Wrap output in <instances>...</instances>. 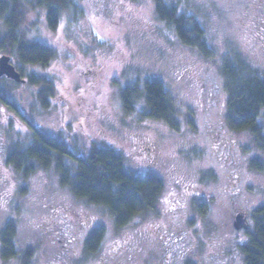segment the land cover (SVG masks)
Masks as SVG:
<instances>
[{
	"label": "rangeland",
	"instance_id": "374dc122",
	"mask_svg": "<svg viewBox=\"0 0 264 264\" xmlns=\"http://www.w3.org/2000/svg\"><path fill=\"white\" fill-rule=\"evenodd\" d=\"M21 1V33L51 48L54 58L46 67L30 66L15 50L0 52L26 80L0 77L17 109L0 111V234L14 225L18 253L5 261L0 256V264H24L26 253L28 264H122L126 257L131 264H244L252 214L264 205V168L252 163L264 167V150L249 132L228 127L221 67L225 60L241 61L264 76V0H166L204 28L213 52L208 58L157 19L154 0H74L79 15L62 12L55 29L46 8ZM30 76L53 81L47 109ZM152 78L174 101L177 132L146 117L143 102L132 114L122 109V89ZM260 122L264 126V113ZM31 126L65 142L78 157L94 146L114 148L130 172L162 178L152 212L117 228L103 207L63 187L54 166L27 176L16 171L6 159L31 141ZM141 147L156 154L152 164L138 155ZM177 179L185 181V191ZM176 197L182 207L172 210ZM239 213L247 230L234 228ZM98 228L103 243L88 254L86 241Z\"/></svg>",
	"mask_w": 264,
	"mask_h": 264
},
{
	"label": "trees",
	"instance_id": "16d2710c",
	"mask_svg": "<svg viewBox=\"0 0 264 264\" xmlns=\"http://www.w3.org/2000/svg\"><path fill=\"white\" fill-rule=\"evenodd\" d=\"M46 8L48 26L55 29L62 12L80 13L74 0H32ZM157 19L174 30L179 41L196 49L204 57L213 55L204 28L192 15L180 12L177 6L166 0H154ZM21 0H0V20L4 31L0 35V52L14 51L25 65L46 67L54 58V51L40 43L26 40L20 31ZM227 100V125L234 132H249L256 146L264 150V126L260 119L264 113V76L241 61L225 60L221 67ZM29 83L38 87L36 98L43 109L49 107L54 97L53 81L45 76H30ZM122 109L126 114L138 110L143 102L146 117L161 121L172 131L179 130L174 101L164 84L158 79L145 80L141 86L126 85L120 93ZM17 111L0 87V111L2 108ZM31 141L20 145L7 156V163L24 176L36 169L48 170L54 166L60 184L71 194L88 204L103 207L114 219L117 228L130 225L134 219L152 212L164 188L163 179L154 173L136 175L125 167L124 155L108 147H92L84 157H78L59 139L46 135L41 129L30 128ZM255 170H263L259 163H252ZM253 227L249 240L242 246L244 264H264V205L253 214ZM15 227L8 224L0 234V256L5 260L18 253L14 244ZM104 240V231H92L86 241L88 254L98 251ZM31 254L23 256L28 264Z\"/></svg>",
	"mask_w": 264,
	"mask_h": 264
},
{
	"label": "water",
	"instance_id": "95a60500",
	"mask_svg": "<svg viewBox=\"0 0 264 264\" xmlns=\"http://www.w3.org/2000/svg\"><path fill=\"white\" fill-rule=\"evenodd\" d=\"M3 76L16 83H25V80L22 78L21 74L15 69V67L11 64L10 57L7 55H2L0 57V77ZM233 225L236 230L248 229L247 220L241 213L235 216Z\"/></svg>",
	"mask_w": 264,
	"mask_h": 264
},
{
	"label": "flooded vegetation",
	"instance_id": "af4514ba",
	"mask_svg": "<svg viewBox=\"0 0 264 264\" xmlns=\"http://www.w3.org/2000/svg\"><path fill=\"white\" fill-rule=\"evenodd\" d=\"M24 79V78H23ZM25 80V79H24ZM26 81V80H25ZM31 127H33V126H31ZM34 128V127H33ZM139 151H140V153L138 154V152H137V154L138 155H140L141 157H142V155H143V157L145 156L146 157V159H147V161H149L148 163H150V164H152L153 162H154V159H155V157H156V154L155 153H151V151L149 150V148H147V147H141L140 149H139ZM142 157V158H143ZM144 159V158H143ZM176 183H177V185H178V187L180 188V190L181 191H185V181L184 180H182V179H177V181H176ZM180 203V204H179ZM171 209L172 210H174L175 208H177V207H182V202L180 201V199L179 198H177L176 197V199H174L172 202H171ZM125 249V248H124ZM120 250L119 252H125L126 250ZM118 252V253H119ZM133 259L131 258V257H126L125 258V260L123 261V263L122 264H131L133 261H132ZM106 264V263H105Z\"/></svg>",
	"mask_w": 264,
	"mask_h": 264
},
{
	"label": "snow or ice",
	"instance_id": "6c2138e0",
	"mask_svg": "<svg viewBox=\"0 0 264 264\" xmlns=\"http://www.w3.org/2000/svg\"><path fill=\"white\" fill-rule=\"evenodd\" d=\"M61 27H62V25H61Z\"/></svg>",
	"mask_w": 264,
	"mask_h": 264
}]
</instances>
